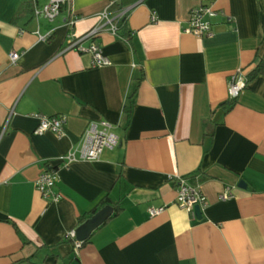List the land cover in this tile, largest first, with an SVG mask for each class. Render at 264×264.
Here are the masks:
<instances>
[{"label":"crops","instance_id":"crops-1","mask_svg":"<svg viewBox=\"0 0 264 264\" xmlns=\"http://www.w3.org/2000/svg\"><path fill=\"white\" fill-rule=\"evenodd\" d=\"M28 1L0 0V264H264V77L227 114L219 107L230 78L264 60V0H121L129 36L94 39L110 61L100 68L65 47L110 0H69L52 22L13 20ZM199 5L220 13L209 37L184 32ZM37 115L64 117L61 135L34 134ZM99 121L115 125L118 145L67 164ZM45 168L56 172L57 202L35 187ZM177 178L206 198L194 217L174 203ZM105 195L120 212L74 253L66 234Z\"/></svg>","mask_w":264,"mask_h":264},{"label":"built area","instance_id":"built-area-1","mask_svg":"<svg viewBox=\"0 0 264 264\" xmlns=\"http://www.w3.org/2000/svg\"><path fill=\"white\" fill-rule=\"evenodd\" d=\"M33 4V16L36 20L43 18L49 22L54 21L60 14L61 10L65 7L69 10V0H48L43 6L37 5V0H31ZM128 10H122L114 18L109 17L108 12L104 11L100 15L99 24L88 31L82 37L77 39L72 38L71 35L67 37L66 50L74 49L79 53H87L91 56V67L100 68L110 65V61L103 55L101 47L94 39L104 30L115 34V25L113 21L115 19L126 16ZM220 16L219 12L212 10L210 6L199 5L194 7L189 12L188 26L184 32L192 35L195 38L209 37L212 35V20ZM155 20L154 15L152 21ZM76 21V18L69 17L67 25L71 26ZM227 22H231V18H227ZM41 40H45V37H40ZM85 40H92L89 46L82 47V42ZM9 60L14 63L18 55L14 52L9 54ZM247 85L246 76L241 71H238L233 75L228 82V98L229 100H236L241 91L245 89ZM38 125L34 131V134L42 135L44 133H53L55 135H61V131L65 124V118H49L43 115L36 116ZM115 125L107 121L90 122L82 133L80 139V145L78 150V156L74 153L67 155L64 160L67 164L80 160V161H97L105 150H111L118 145V136L114 133ZM57 182L56 172L52 169H43L38 175L35 181V187L38 192L45 198L51 201L57 202L61 199L58 193L54 192V186ZM175 190V205L194 217L195 208L198 207L204 210L207 206V201L200 189L188 182L187 179L177 178L174 186ZM218 198L222 201L231 198V194L228 189L221 193ZM165 210L164 207L150 208L148 209L149 217L153 218L158 216ZM66 239L74 240V253H77L81 243L76 240L75 230H71L66 234Z\"/></svg>","mask_w":264,"mask_h":264},{"label":"trees","instance_id":"trees-1","mask_svg":"<svg viewBox=\"0 0 264 264\" xmlns=\"http://www.w3.org/2000/svg\"><path fill=\"white\" fill-rule=\"evenodd\" d=\"M33 4L32 1H28L26 2L22 8L19 10V12L16 13V15L14 16L13 20H18L20 18H23L24 16L28 15V14H32L33 13ZM123 10V6L121 4V0H110V5L108 7V15L111 18H114L117 14H119L121 11ZM125 22H126V16L119 18V19H115L113 21V24L115 25V34L120 32V36L122 37H128L129 35L127 33H125ZM257 77H264V60L261 59L257 65L255 66V68L253 70H251L247 76V84L251 81H253L255 78ZM130 99H128V101L126 102L124 108H123V114H124V118H123V126L127 125V122L129 121V115H130ZM235 104V100H230V101H226L222 104L219 105V107L224 111V114H227L234 106ZM106 206H109L113 209V216H116L121 208L117 205L114 204L108 197V195H105L97 204L96 206L88 213V215H93L95 214L99 209L104 208ZM87 215V216H88ZM110 217V218H111ZM109 218V219H110ZM108 219V220H109ZM86 221V217L80 218L78 221V226L83 224ZM67 243H69L72 248L74 247V240L72 239H66ZM89 242V239L84 241L83 243H81L80 247H82L83 245L87 244ZM27 264H34L31 261H26Z\"/></svg>","mask_w":264,"mask_h":264},{"label":"water","instance_id":"water-1","mask_svg":"<svg viewBox=\"0 0 264 264\" xmlns=\"http://www.w3.org/2000/svg\"><path fill=\"white\" fill-rule=\"evenodd\" d=\"M200 209L195 208V213H199ZM113 213V209L109 206L102 208L87 219L82 225L75 230L76 240L83 243L96 231L99 227L104 225Z\"/></svg>","mask_w":264,"mask_h":264},{"label":"rangeland","instance_id":"rangeland-1","mask_svg":"<svg viewBox=\"0 0 264 264\" xmlns=\"http://www.w3.org/2000/svg\"><path fill=\"white\" fill-rule=\"evenodd\" d=\"M48 2V1H47Z\"/></svg>","mask_w":264,"mask_h":264}]
</instances>
